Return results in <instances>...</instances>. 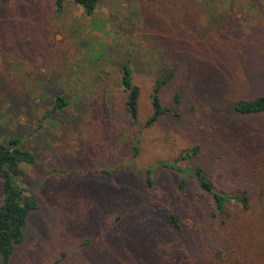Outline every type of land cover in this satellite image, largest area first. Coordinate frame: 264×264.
Here are the masks:
<instances>
[{"label":"rangeland","instance_id":"obj_1","mask_svg":"<svg viewBox=\"0 0 264 264\" xmlns=\"http://www.w3.org/2000/svg\"><path fill=\"white\" fill-rule=\"evenodd\" d=\"M54 1L0 0V142L34 155L20 185L38 201L12 264H264V113L232 106L264 96V0H99L89 17L71 0L56 14ZM170 5L197 22L179 45L162 36ZM127 62L136 125L120 84ZM174 64L161 99L170 108L179 95L178 117L142 129L154 81ZM56 96L68 107L50 112ZM158 162L201 165L249 209L231 205L218 227L194 182L181 193L177 173L156 169L147 188L141 171Z\"/></svg>","mask_w":264,"mask_h":264},{"label":"trees","instance_id":"obj_2","mask_svg":"<svg viewBox=\"0 0 264 264\" xmlns=\"http://www.w3.org/2000/svg\"><path fill=\"white\" fill-rule=\"evenodd\" d=\"M66 0H55L54 11L56 14L63 12ZM99 0H71V2L80 7L86 16H92L97 8ZM168 5V4H167ZM169 15L161 17L159 22L163 24L162 36L166 40L176 45L182 44L178 38L185 31L193 29L195 17L190 11L181 9L179 6L168 7ZM170 57V55H169ZM178 66L174 64L172 71L165 70L164 74L156 77L150 92L149 100L151 106V114L145 120L142 129L152 127L161 118L172 115L178 117V109L180 105L179 95H175L173 105L166 108L161 99V90L163 86L170 83L176 76ZM120 84L126 94L124 106L127 116L133 125L138 122V100L140 90L133 84L132 72L129 63H124L120 68ZM233 110L242 116L258 115L264 113V96H259L253 100L237 99L233 101ZM68 107V101L63 96H56L53 107L50 112L63 110ZM49 114V112H48ZM200 149L195 146L185 151L179 158L180 161H191L199 155ZM134 155H137L138 142L133 146ZM35 163L34 155L20 147L19 141L15 138L8 139L6 143L0 142V264H12L14 250L20 246L25 240V230L28 225L29 217L38 210V201L35 194L29 192L27 188L20 185L23 178L24 166H32ZM159 169L170 170L179 175L178 190L182 193L188 181L194 182L196 187L202 191V194L210 198L213 204V219L218 221V227L226 228L231 221L228 208L237 204L243 211L249 209L248 199L246 197L239 198L223 194L217 191L210 180V177L204 171L201 165L195 167L185 166L181 168L178 164L168 162H158L152 167L146 168L141 173L145 176V184L148 189L154 186V176ZM156 170V171H154ZM118 169L98 171L99 174L107 176L114 175ZM140 173V172H139ZM166 211V210H165ZM168 219L176 231H179V219L176 214L169 211L165 212Z\"/></svg>","mask_w":264,"mask_h":264}]
</instances>
